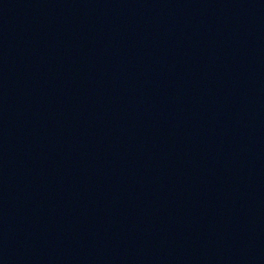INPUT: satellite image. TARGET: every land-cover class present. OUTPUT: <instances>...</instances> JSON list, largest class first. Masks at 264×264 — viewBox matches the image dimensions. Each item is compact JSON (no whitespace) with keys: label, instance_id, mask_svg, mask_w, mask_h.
Wrapping results in <instances>:
<instances>
[{"label":"water","instance_id":"1","mask_svg":"<svg viewBox=\"0 0 264 264\" xmlns=\"http://www.w3.org/2000/svg\"><path fill=\"white\" fill-rule=\"evenodd\" d=\"M0 264H264V0H0Z\"/></svg>","mask_w":264,"mask_h":264}]
</instances>
